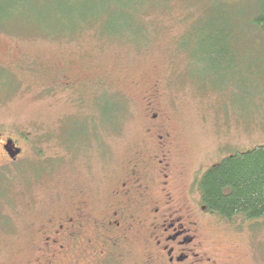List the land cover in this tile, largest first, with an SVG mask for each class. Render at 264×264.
Returning a JSON list of instances; mask_svg holds the SVG:
<instances>
[{
  "label": "rangeland",
  "instance_id": "374dc122",
  "mask_svg": "<svg viewBox=\"0 0 264 264\" xmlns=\"http://www.w3.org/2000/svg\"><path fill=\"white\" fill-rule=\"evenodd\" d=\"M4 1L0 264H25L79 209L93 237L90 219L101 222L117 200L128 209L140 200L144 211L123 239L128 254L118 243L106 264H155L146 214L157 205L164 214L169 197L205 264H264V216L227 220L203 205L199 186L223 158L264 146V35L247 25L260 0H141L144 18L116 35L67 31L75 21L57 0H1L0 9ZM219 21L231 39L198 40ZM8 139L21 149L15 159ZM137 177L141 186L120 191ZM61 255L62 264L95 263L72 247Z\"/></svg>",
  "mask_w": 264,
  "mask_h": 264
},
{
  "label": "trees",
  "instance_id": "16d2710c",
  "mask_svg": "<svg viewBox=\"0 0 264 264\" xmlns=\"http://www.w3.org/2000/svg\"><path fill=\"white\" fill-rule=\"evenodd\" d=\"M4 3L5 9H0L2 14L6 13V5L9 4L7 1ZM66 4L69 7L65 8ZM55 6L59 15L72 16L71 20L75 21L74 26H70L67 31L79 30L77 28L84 26H99L103 34L108 31L109 35L123 32L126 25V28L129 26L128 32L134 31L131 26L137 18L143 19L147 11L143 9L145 4L141 0H57ZM250 17L251 23L247 25L253 29L255 27L264 35V0L259 1L254 14ZM219 22L212 28L216 30L213 35L202 39L196 37L194 41L231 39L233 37L231 32L222 26V21ZM209 53L226 54L220 53L217 49ZM199 186L202 203L210 212L230 221L239 216L246 220L262 218L264 216V146L223 158L203 174Z\"/></svg>",
  "mask_w": 264,
  "mask_h": 264
},
{
  "label": "flooded vegetation",
  "instance_id": "af4514ba",
  "mask_svg": "<svg viewBox=\"0 0 264 264\" xmlns=\"http://www.w3.org/2000/svg\"><path fill=\"white\" fill-rule=\"evenodd\" d=\"M158 117L157 113L151 115L153 120H157ZM159 139H164V137L160 135ZM15 146L17 147V145ZM156 157L155 160H157ZM164 157L167 160V153H164ZM158 163L161 165L165 163L169 169L170 165L168 162L159 160ZM165 169V167H162V170ZM131 181L132 179L128 178L122 184L123 189L121 188L120 191L126 192V188H133L137 181H139V186H141L140 177L135 178L134 182ZM171 201L172 198L169 197L165 203H161L164 205V214L162 213V208L158 205L150 207L148 214H146L153 218L150 225V231L152 232L150 241L157 251L156 257L151 260L155 264H205L210 261V258L205 257V259L202 257L199 250L200 243L195 234L196 230L189 226L185 214L179 213L180 211L176 207H174L175 211L168 208V204H171ZM130 203L132 208L128 209L124 200H117L111 213L101 222H98L95 217L93 220L90 219L89 224L94 225L93 237L92 235L90 237L87 235L88 230L81 216L84 211L79 209L78 216L66 217L60 223L58 222L57 227L52 231V235L43 238L40 254L34 255L25 264H62L59 263V257H63L61 254L64 255L69 247H72V249L76 248L77 253L80 252L84 256V260L90 257L94 259V264H104V259L107 258L109 249L111 252L118 243L121 246V254L127 255L128 251H125L122 247L123 239L126 237V233L132 230L133 222L139 216H143L141 212L144 211V206L142 205L144 203L140 200H131ZM77 248L82 250L79 251ZM117 252H112V254L119 256ZM75 256L76 254L73 255V258ZM110 259L111 257H108L105 264ZM73 264H78V262L74 260Z\"/></svg>",
  "mask_w": 264,
  "mask_h": 264
},
{
  "label": "water",
  "instance_id": "95a60500",
  "mask_svg": "<svg viewBox=\"0 0 264 264\" xmlns=\"http://www.w3.org/2000/svg\"><path fill=\"white\" fill-rule=\"evenodd\" d=\"M5 149L13 159L21 152V149L16 147L11 139H8L7 144H5Z\"/></svg>",
  "mask_w": 264,
  "mask_h": 264
}]
</instances>
